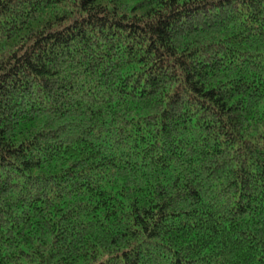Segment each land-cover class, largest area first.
Here are the masks:
<instances>
[{
    "label": "trees",
    "instance_id": "16d2710c",
    "mask_svg": "<svg viewBox=\"0 0 264 264\" xmlns=\"http://www.w3.org/2000/svg\"><path fill=\"white\" fill-rule=\"evenodd\" d=\"M0 264H264V0H0Z\"/></svg>",
    "mask_w": 264,
    "mask_h": 264
}]
</instances>
